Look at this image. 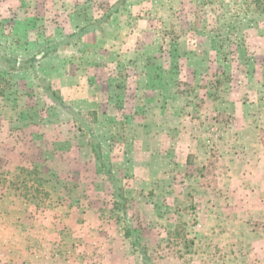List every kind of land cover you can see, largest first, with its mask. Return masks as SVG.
I'll use <instances>...</instances> for the list:
<instances>
[{
  "label": "rangeland",
  "instance_id": "obj_1",
  "mask_svg": "<svg viewBox=\"0 0 264 264\" xmlns=\"http://www.w3.org/2000/svg\"><path fill=\"white\" fill-rule=\"evenodd\" d=\"M3 56L0 264H264V0H0Z\"/></svg>",
  "mask_w": 264,
  "mask_h": 264
},
{
  "label": "trees",
  "instance_id": "obj_2",
  "mask_svg": "<svg viewBox=\"0 0 264 264\" xmlns=\"http://www.w3.org/2000/svg\"><path fill=\"white\" fill-rule=\"evenodd\" d=\"M61 45L57 44V46L55 45L54 48H58L60 47ZM43 53V56L46 55V53L42 52ZM35 59H30L28 60L26 63H33V61H35ZM0 61H3V62H6L7 64L11 65L12 68H16L17 67V62L16 60H11V58H8L7 56H3V58H0ZM24 65H26L25 63H23ZM22 64V66H23ZM43 87H44V91L45 93L47 94V96L52 100L54 101L55 103H57L58 105H60L63 109H69L68 106H66V104L64 103V101L62 100V98H59L56 96V93L52 90L51 86L48 85L45 81H43ZM71 110V109H70ZM72 112H74V110H71ZM75 116H77L76 112L74 113ZM94 151L97 155V159L98 161L103 165V166H106V164L103 162V159H102V156L101 154H97V146H94Z\"/></svg>",
  "mask_w": 264,
  "mask_h": 264
}]
</instances>
